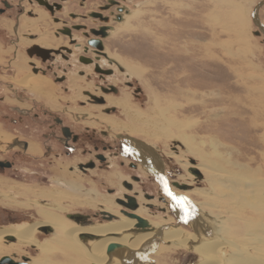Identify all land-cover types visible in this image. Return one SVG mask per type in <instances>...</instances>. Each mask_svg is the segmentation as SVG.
<instances>
[{"label": "rangeland", "instance_id": "374dc122", "mask_svg": "<svg viewBox=\"0 0 264 264\" xmlns=\"http://www.w3.org/2000/svg\"><path fill=\"white\" fill-rule=\"evenodd\" d=\"M233 1L245 5L244 10H241L246 17L243 23L233 16ZM233 1L127 0L130 13H122V15L128 19L124 24L121 21L110 24L112 29L109 30L105 50L108 56L124 58L127 64L135 66L138 74L129 67L125 69L130 74L136 75L131 79L134 86L141 87V100H137L136 103V100L130 95H126L127 93H124L123 99L119 100L107 95L106 98L112 102L111 104H117L125 110L124 116L121 113L117 117L116 115L115 117L99 115L110 124L114 130L113 133L124 131L133 133L148 142L150 140L157 141L162 147V152L160 151L159 154L164 157V171L170 178H168L170 192L178 195L176 197L186 198V201L193 204L195 208L199 207L202 214H206L208 218L212 217L215 223L220 220L227 221L230 213L234 212V205L229 211L220 213V218H215V212L213 214L210 210L195 203L196 199H203V196H200V191H196L194 188H207V183L204 180L207 175L206 170L209 169L202 166L201 156L205 154L204 152L208 154L209 158H213L211 150L216 147L217 154L221 159L220 162L219 158H216L219 165L227 168L234 175L241 174L242 177L244 176L243 178H246L245 181L254 179L260 183L264 179V40L263 36L255 33L257 27L253 25L249 14L250 9L256 3L249 7L251 3L249 0ZM258 10L259 18L264 21V4ZM37 11L39 16L46 14L42 9H37ZM247 11L250 21L246 16ZM22 26H25L23 21ZM113 28H115L114 31ZM24 40L29 41L26 38ZM0 43H2L1 40ZM19 55L17 52L15 66L18 65ZM24 75H26L25 82L17 80L18 83L30 84L32 90L40 87V75L31 72H26ZM129 129H134L136 132H130ZM187 136L190 137V141L187 140ZM179 138L187 141L190 148L194 149L193 154L186 151L187 144L182 143ZM173 139L179 140L183 147L173 143ZM173 145L176 147V152L170 148ZM188 156L200 163L198 170L202 174L201 178H196L194 174H191L194 178L191 182L183 178L188 176L185 174L186 172L189 173L188 167H183L185 157L191 166ZM6 157L13 159L10 153ZM237 164L243 165L245 168H237ZM174 165L177 166V170L172 169L171 171ZM113 168L116 170H112V173L116 174L118 171L120 177H124L119 167L115 165ZM105 178L110 180L109 185L116 187L120 181L119 176L116 177L113 174H108ZM105 178L94 180L90 187L86 182L85 185L81 184L80 179L74 178L73 181H78L76 187L93 188L99 198L102 196L115 197L116 195H108L113 194L115 189H107ZM143 179V185L146 184L145 188L149 187L151 192H156L155 184L148 183L144 177ZM174 179L179 183L187 184L189 189L171 184L172 181H175ZM0 181V226H10L22 221L32 222L29 221L31 218H25L27 217L26 213L34 214L39 218L37 207L35 208L32 203L21 204L24 200L20 199L14 204L6 200L5 198L9 197L5 195L4 198L3 193H6L5 191L11 187L13 181L6 180L2 176H0ZM70 181L73 182L71 179ZM14 183L22 185H19L16 194L19 197L24 194L23 197L30 199L39 198V188L45 187H37V185H41L40 183L27 186L20 182ZM46 185H49V182H46ZM49 186L46 188H50ZM249 187L258 188V185L250 184ZM60 189L55 191L58 195L49 200L55 204L45 205L63 208L64 210L59 213L64 216L67 211L96 210L89 206L93 200L90 199L88 191L84 194L81 189L78 192L77 190L63 189L61 191ZM121 190L125 191L120 186V190L117 189L118 193H122ZM178 191L180 192L176 194ZM190 191L197 194L193 195ZM158 192L161 191L158 190ZM138 194V203L147 208L140 206L139 211H136L138 214L140 213L139 215H146L150 220L157 217L156 219L168 221L166 224L175 223L186 230L191 229L187 222L173 214L175 213L173 206H167L166 209L165 202L162 200L154 202L158 208L145 205L144 202L152 201L143 197L140 190ZM161 194L162 192L159 195ZM82 200L89 204H82ZM213 201L218 205V199ZM115 204L119 207L117 203ZM222 204H224L223 199ZM169 207L173 213L169 211ZM214 208L218 209L216 206ZM241 211L240 215L243 216L245 211L244 209ZM165 216L168 218L164 219ZM51 234L36 230V238L40 241H44ZM152 238L155 237L149 238L150 243L153 241ZM161 241L154 242L151 247L146 249L145 253L138 252L139 257L136 262L139 260V262L155 264L160 259L156 253ZM162 243L165 244V242ZM18 246L15 240L0 239V256L8 254L13 259L21 261V255H26V257L28 256L27 262L31 260L29 263L38 261L41 264H71L64 256V253L69 254V251L59 247L55 242L52 243L51 240L45 245L47 249L43 253L31 245ZM174 248L171 247V250H167L165 255H161V264H194L197 262L198 255L190 248Z\"/></svg>", "mask_w": 264, "mask_h": 264}, {"label": "flooded vegetation", "instance_id": "af4514ba", "mask_svg": "<svg viewBox=\"0 0 264 264\" xmlns=\"http://www.w3.org/2000/svg\"><path fill=\"white\" fill-rule=\"evenodd\" d=\"M90 1L93 0H0V176L13 181L3 195L19 197L16 191L20 184L14 182L26 186L40 183L37 187L50 185L71 191L70 179H80L81 184L86 182L90 187L94 180L113 174L120 179L117 187L109 185L108 178L105 181L108 190L115 189L108 195H116L114 202L119 205V213L139 215L135 211L140 206L146 208L138 203L139 190L152 201L144 202L145 205L158 208L154 202L162 200L165 206H170L174 200L165 190L166 185L170 191V185L164 157L159 154L161 145L124 131L113 133L110 124L99 116L117 117L119 113L124 116L125 110L111 104L107 95L119 100L127 93L136 103L141 100V87L134 86L131 79L136 75L108 56L105 50L108 35L101 36L109 34L114 22L111 17L114 15L115 20L130 6L127 0ZM253 4L250 18L257 27L255 33L264 40V21L258 10L264 0H254ZM37 9H42L45 16H39ZM17 52L20 55L15 66ZM26 72L41 76L39 88L32 90L30 84L18 83L17 79ZM170 148L176 152L174 145ZM9 153L13 159L6 157ZM115 165L125 179L120 178L118 171L111 172L116 170ZM172 169L177 170V166ZM143 177L155 184L156 192L145 188ZM171 184L188 188L177 180ZM120 186L126 191L118 193ZM89 187L78 186L77 192L80 189L84 194L95 192ZM125 195L134 197L133 210L124 205L128 202ZM40 200L53 203L37 198ZM98 207L93 211L67 213L80 214L81 224L106 221L109 215L117 218L116 213ZM169 211L173 213L170 207ZM25 215L31 221L38 217Z\"/></svg>", "mask_w": 264, "mask_h": 264}, {"label": "bare ground", "instance_id": "6f19581e", "mask_svg": "<svg viewBox=\"0 0 264 264\" xmlns=\"http://www.w3.org/2000/svg\"><path fill=\"white\" fill-rule=\"evenodd\" d=\"M250 1L251 3L249 7L254 2L253 0H249V2ZM233 2V16L243 23L244 20H246V17L241 10H244L245 5H242L241 2ZM125 9L127 12L122 11V13L129 14L130 10L127 7ZM246 13L247 19L250 21L248 11ZM127 19L128 17H123L122 15V19L119 20V22L121 21L124 24ZM110 20L115 22L114 15ZM114 30L115 28H113V31ZM110 57L118 60V63L124 66V68L128 69L129 67L134 73L138 74L135 66L127 64V61L124 60V58L121 59L113 55H110ZM17 80L19 82H25L26 75H22ZM129 131L134 132L135 130L129 129ZM179 140L182 143H186V151L193 154L194 149L192 147V149L190 148L187 141L180 138ZM187 140L190 141V137L187 136ZM153 141L154 140H150V142ZM176 144L183 147L181 143ZM216 150V147L211 150V154L214 155L213 158H209L206 152L201 156L203 161L202 166L209 169L206 170L207 175L204 180L207 183V188H194L196 191H200V196H203V199H196L195 203L204 209L210 210L213 214L215 212V218H218L221 215L220 213L229 211L234 205V212H232V214L230 213V218L228 216L229 221L227 219V221L220 220L215 223L214 220H212V217L208 218L206 214H202V211L198 209L199 207L195 208L193 204L187 201L186 203H178L174 200L170 205L173 206L172 208H174L175 214L180 216V220H182V218L186 219V222L191 226L190 230H186L175 223L166 224L168 221L156 219L157 217L150 220L146 215L143 217L146 218L148 224L140 227L137 225V221L134 217H130L125 213H119V207L115 204L114 197L102 196L99 198L96 192H91V194L89 191V197L93 200H90L91 203L89 206L94 208L99 206L100 208H104L106 212L111 211L112 213H116L117 218L109 215L106 221L93 222L92 224H81L67 219L64 215L60 214L59 212H62L64 210L63 208L47 206L44 203L38 202L37 198L30 199L29 197H23L24 194H22L21 197H18L24 200L21 204L25 203V205H29L32 203L35 208L37 207L36 210L39 218L32 222L22 221L16 224H11L10 226H0V239L5 238L6 235H12L14 236L16 244L19 246L31 245L32 247L37 248V250L39 249L40 253L46 251L47 247L45 245L51 240L52 243L55 242L59 247L69 251V254L64 253V256L67 257L71 264H152L151 262H139V260L136 262V259L139 257L138 251L136 250L148 249L153 245L155 238L159 241L162 240L161 243L165 242V244H167L165 245L162 243L161 245L160 243L157 248L156 254L160 259L162 254L165 255V253L168 252L167 250H171V247H180L185 249L190 248L198 255V260L194 264H264V179H262L260 183H257L254 179L245 181L246 178H243L244 176L242 177L239 173H236L235 175L232 174L227 168L219 165L221 159ZM173 155L176 156L178 154ZM182 155L184 154L182 153ZM217 157L219 158V161L216 159ZM185 159H183V167L187 168L189 167V164ZM191 166L199 169L198 167L200 166V163L196 162L191 164ZM238 167H241V169L245 168L240 164H237V168ZM238 170L241 171L240 169ZM246 170L248 169L246 168ZM248 172L250 171L248 170ZM252 172L254 171L252 170ZM185 174H188L187 177H183L186 181L191 182L194 180L190 171ZM69 184H71L70 186L72 187V190L78 189L74 181L71 182L69 180ZM250 184H257L258 188H251L249 187ZM184 188L182 189L184 190ZM57 190V188L53 187L39 188L38 196L39 198H45L48 200L54 199V197L58 195L55 193ZM179 192L180 191L176 192V194ZM190 192L193 195L197 194L192 191ZM18 198L13 196L12 198L5 199L16 204L19 201ZM215 199L219 200V202H217L218 205L214 203L213 200ZM222 199L224 204H222ZM141 201L143 202V200ZM48 205H51V203ZM215 206L218 207V209H215ZM165 208L167 209V205ZM242 209L245 211L243 216L240 215ZM137 211L139 210L137 209ZM166 218L168 217L165 216L164 219ZM223 218L225 219V217ZM44 224L51 225L53 232L48 238L46 237L44 241H40L36 238V230ZM197 224H199L200 228L197 227ZM83 232L94 233L97 238L89 240L87 243H83L79 238L80 233ZM151 237H155L152 238V243L149 242V238ZM112 242L122 244V248L115 249L108 258L106 247ZM160 259L157 260L155 264H161ZM29 261L27 264H41L38 261L31 263H29Z\"/></svg>", "mask_w": 264, "mask_h": 264}, {"label": "water", "instance_id": "95a60500", "mask_svg": "<svg viewBox=\"0 0 264 264\" xmlns=\"http://www.w3.org/2000/svg\"><path fill=\"white\" fill-rule=\"evenodd\" d=\"M125 11L127 12V10H125ZM121 19H122V15H120V16H116V17H115V20H117V21H119V20H121ZM96 33H99V32L97 31ZM106 35H108V32H107V33H102V34H101V36H106ZM99 45L101 46L100 41H99ZM172 141H173V143H179V141H178L177 139H173ZM188 159H189V162H190L191 164L196 163V161H195L194 158L189 157ZM188 170H189L192 174H194L197 178H201L202 174H201V172H200L196 167H194V166H189V167H188ZM177 186L179 187V185H177ZM180 187H182V186H180ZM172 194H173V196H176L175 193H172ZM179 196H181V195H179ZM125 197L128 199V202H124V205H125L127 208H129V209H134V208L136 207V204H135V201H134V197H132V196H130V195H125ZM171 198H172V197H171ZM40 202H42V203L45 204V202H44L43 200H40ZM174 214H175V213H174ZM126 215H128V216H130V217H134V218L137 220V225H139L140 227L146 226V225L148 224L146 218L141 217V216H138L137 214H134V213H126ZM175 215H176V217L179 218V216H178L177 214H175ZM66 216H67L68 218L72 219L73 221H76V222H78V218L81 217L80 214H78V213H72V214H71V213H67ZM82 217H83V216H82ZM182 220L186 222L185 219L182 218ZM84 223L92 224V223H90V222H84V221H83L82 224H84ZM37 230H38V231H43L45 234H47V233H52V232H53V228H52V226H51V225H48V224H44V225L38 227ZM135 231H136V230H135ZM79 238L81 239V241H83V243H87V241H89V240L96 239L97 236H96L94 233L83 232V233H80ZM4 239H6V240H14V236H12V235H6ZM156 241H157V239L155 238V239H154V242H156ZM117 248H118V249H119V248H122V244L112 242V243H109V244L107 245V247H106V254L108 255V258H109L110 255L113 253V251H114L115 249H117ZM146 249H147V248H146ZM146 249H144V250L138 249V250H136V251H138V252H144V253H145V252H146ZM27 258H28V256L26 257V255H21V261H19V260H15V259H13V258H12L10 255H8V254H5V255L0 256V264H27V260H26ZM112 261H113V260H112ZM91 264H96V263H91Z\"/></svg>", "mask_w": 264, "mask_h": 264}, {"label": "snow or ice", "instance_id": "6c2138e0", "mask_svg": "<svg viewBox=\"0 0 264 264\" xmlns=\"http://www.w3.org/2000/svg\"><path fill=\"white\" fill-rule=\"evenodd\" d=\"M165 190L167 192V194L172 197L173 200H176L178 203L180 202H185L186 203V198L184 197H176V196H173V194L167 190V186L165 185Z\"/></svg>", "mask_w": 264, "mask_h": 264}]
</instances>
